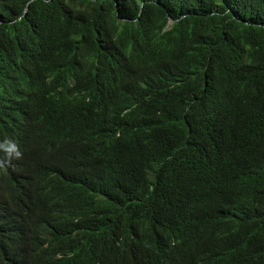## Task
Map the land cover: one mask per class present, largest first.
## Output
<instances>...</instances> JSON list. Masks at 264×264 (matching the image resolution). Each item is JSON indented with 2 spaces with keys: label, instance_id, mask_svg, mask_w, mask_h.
Masks as SVG:
<instances>
[{
  "label": "trees",
  "instance_id": "trees-1",
  "mask_svg": "<svg viewBox=\"0 0 264 264\" xmlns=\"http://www.w3.org/2000/svg\"><path fill=\"white\" fill-rule=\"evenodd\" d=\"M5 140L0 264H143L118 232L185 206L189 264H264V0H0Z\"/></svg>",
  "mask_w": 264,
  "mask_h": 264
},
{
  "label": "clouds",
  "instance_id": "clouds-1",
  "mask_svg": "<svg viewBox=\"0 0 264 264\" xmlns=\"http://www.w3.org/2000/svg\"><path fill=\"white\" fill-rule=\"evenodd\" d=\"M0 149L3 151L0 152V166L6 172L21 177L22 181L38 178L34 166L41 159L40 154L34 155L28 147L20 150L11 140L0 143ZM73 177L74 172H71L67 179ZM219 222L209 224L185 206L178 216L155 215L150 223L139 228L137 237L125 232L118 234L132 260L143 264H189L207 260L194 254L208 249L211 233Z\"/></svg>",
  "mask_w": 264,
  "mask_h": 264
},
{
  "label": "bare ground",
  "instance_id": "bare-ground-1",
  "mask_svg": "<svg viewBox=\"0 0 264 264\" xmlns=\"http://www.w3.org/2000/svg\"><path fill=\"white\" fill-rule=\"evenodd\" d=\"M37 138V137H36Z\"/></svg>",
  "mask_w": 264,
  "mask_h": 264
}]
</instances>
